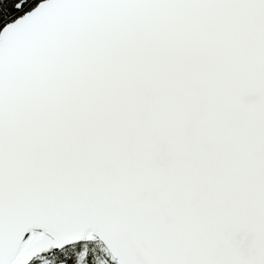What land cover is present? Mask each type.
<instances>
[{
  "label": "snow or ice",
  "instance_id": "obj_1",
  "mask_svg": "<svg viewBox=\"0 0 264 264\" xmlns=\"http://www.w3.org/2000/svg\"><path fill=\"white\" fill-rule=\"evenodd\" d=\"M0 264H264V0H0Z\"/></svg>",
  "mask_w": 264,
  "mask_h": 264
}]
</instances>
